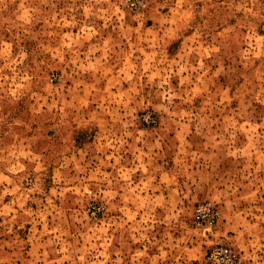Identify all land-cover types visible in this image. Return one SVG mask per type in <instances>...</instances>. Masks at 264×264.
<instances>
[{
  "label": "rangeland",
  "instance_id": "obj_1",
  "mask_svg": "<svg viewBox=\"0 0 264 264\" xmlns=\"http://www.w3.org/2000/svg\"><path fill=\"white\" fill-rule=\"evenodd\" d=\"M214 242L264 264V0H0V264Z\"/></svg>",
  "mask_w": 264,
  "mask_h": 264
},
{
  "label": "built area",
  "instance_id": "obj_2",
  "mask_svg": "<svg viewBox=\"0 0 264 264\" xmlns=\"http://www.w3.org/2000/svg\"><path fill=\"white\" fill-rule=\"evenodd\" d=\"M124 6L129 10H137L142 0H122ZM152 123L153 120H150ZM98 211V208L92 207L91 214ZM219 211L212 204L205 202L198 204L192 211V222L203 233L209 234L219 220ZM206 264H242V258L239 253L230 245L220 242H214L205 253Z\"/></svg>",
  "mask_w": 264,
  "mask_h": 264
}]
</instances>
